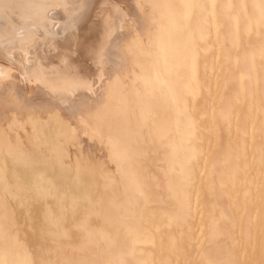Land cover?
<instances>
[{
  "label": "bare ground",
  "instance_id": "bare-ground-1",
  "mask_svg": "<svg viewBox=\"0 0 264 264\" xmlns=\"http://www.w3.org/2000/svg\"><path fill=\"white\" fill-rule=\"evenodd\" d=\"M129 1L0 9V264H264L262 0Z\"/></svg>",
  "mask_w": 264,
  "mask_h": 264
},
{
  "label": "rangeland",
  "instance_id": "rangeland-1",
  "mask_svg": "<svg viewBox=\"0 0 264 264\" xmlns=\"http://www.w3.org/2000/svg\"><path fill=\"white\" fill-rule=\"evenodd\" d=\"M120 1V0H119ZM128 5L130 6V7H132L135 11H137V13L139 12L140 14H141V17H142V19L144 20V15H143V13H144V11L146 10V8H145V6L143 5V6H141V7H139V6H137V5H135V2H133L132 0H130L129 2H128ZM131 8V9H132ZM126 56H128V55H126L125 54V56L123 55V60L126 58ZM107 67V66H106ZM97 68V67H96ZM110 67H108V68H105V70L106 71H103V73H102V75H101V77H99L100 79L101 78H103L104 76L105 77H111V75L113 74V72H112V70H109L108 71V69H109ZM107 72V73H106ZM110 72V73H109ZM101 73V72H100ZM104 74V75H103ZM109 75V76H108ZM103 76V77H102ZM109 78L107 79V80H109ZM18 82V83H17ZM13 83V84H12ZM14 83L15 84H17L18 86H22V84H19V81L18 80H15V79H13V81L12 82H5V83H3V86H4V88L2 89V90H0V101L2 102V103H10V104H13V103H15L16 102V100H20V99H23L24 98V96L26 97V99H28V101H31V103H30V105H32V106H38V105H41V104H43L42 102H43V100H40L38 97H36L37 96V93H36V89H34V90H36V91H33L34 93H36V96H34L35 94L34 93H31L32 91H27V90H23V87H21L20 86V88L19 87H17V85H14ZM13 87H17L16 89L15 88H13ZM16 90V92H18L19 94H17L14 90ZM19 89V90H18ZM21 90V91H20ZM24 91V92H23ZM21 92V93H20ZM23 92V93H22ZM10 93H12V94H10ZM34 96H32V95ZM21 95V96H20ZM32 96V98H30L29 99V97H31ZM36 97V98H35ZM15 98V99H14ZM10 99H12V100H10ZM24 101H26L25 100V98L23 99ZM36 100L37 101H39V102H41L40 104H39V102L37 103L36 102ZM35 101V102H34ZM0 102V103H1ZM37 103V104H36ZM22 111V110H21ZM84 140V142H85V146H84V144H83V147L84 148H87L86 150L87 151H89L88 153H87V151H86V153L89 155V157H93L94 156V159H95V157L97 156V158L100 156V154H102V147L101 146H98L97 145V143L96 142H94V141H89V140H87V139H83ZM93 155V156H92ZM93 159V158H92ZM21 222H22V224L24 225V228H26V229H30L29 228V221L28 220H25V218H22V220H20ZM33 227V226H32Z\"/></svg>",
  "mask_w": 264,
  "mask_h": 264
},
{
  "label": "snow or ice",
  "instance_id": "snow-or-ice-1",
  "mask_svg": "<svg viewBox=\"0 0 264 264\" xmlns=\"http://www.w3.org/2000/svg\"><path fill=\"white\" fill-rule=\"evenodd\" d=\"M20 7L19 5H13L7 2L3 4H0V9H2L6 14V19L8 20L9 25L12 24V16L11 14L14 12V10ZM70 7L68 0H44V2L38 3V4H29L27 5V14L20 17L25 22H31L36 23L39 20H42L43 17L47 14H49L53 9L55 8H63L64 10H67ZM186 7H192V5H186ZM257 7L260 10L261 18L264 19V0H262L261 4L257 5ZM6 46L7 43H11L12 37L10 35H6L4 37ZM32 40L35 39L33 36L31 38ZM0 78H5V74L3 72H0Z\"/></svg>",
  "mask_w": 264,
  "mask_h": 264
}]
</instances>
